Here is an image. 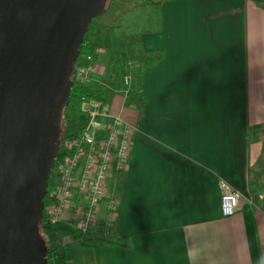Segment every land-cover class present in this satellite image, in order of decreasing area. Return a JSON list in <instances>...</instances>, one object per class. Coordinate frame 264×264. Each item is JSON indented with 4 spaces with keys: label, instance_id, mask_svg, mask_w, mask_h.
Listing matches in <instances>:
<instances>
[{
    "label": "crops",
    "instance_id": "crops-1",
    "mask_svg": "<svg viewBox=\"0 0 264 264\" xmlns=\"http://www.w3.org/2000/svg\"><path fill=\"white\" fill-rule=\"evenodd\" d=\"M161 10L162 30L137 35L146 62H129L128 86L109 79L111 53L100 36L95 43L102 51L91 83L109 88L111 111L135 136L128 168L113 169L89 233L128 237L131 245L74 241L69 261L264 264V191L254 173L264 146V6L168 0ZM130 87L143 89L144 106L128 102ZM222 182L241 194L231 216L222 212Z\"/></svg>",
    "mask_w": 264,
    "mask_h": 264
},
{
    "label": "water",
    "instance_id": "water-1",
    "mask_svg": "<svg viewBox=\"0 0 264 264\" xmlns=\"http://www.w3.org/2000/svg\"><path fill=\"white\" fill-rule=\"evenodd\" d=\"M108 0H0V264H49L40 233L62 108Z\"/></svg>",
    "mask_w": 264,
    "mask_h": 264
},
{
    "label": "built area",
    "instance_id": "built-area-1",
    "mask_svg": "<svg viewBox=\"0 0 264 264\" xmlns=\"http://www.w3.org/2000/svg\"><path fill=\"white\" fill-rule=\"evenodd\" d=\"M101 51L99 45H92L86 64L76 70L78 81L91 83L96 57ZM123 83L128 86L129 77H124ZM74 121L82 126L61 141L52 171L53 181L50 178L45 197L44 219L48 225L65 222L88 233L95 226L113 169L124 172L128 168L135 128L114 114L108 102L98 99L86 101ZM221 186L222 212L224 216H231L239 208L241 194L227 182ZM112 208L113 212L117 209L115 200ZM71 241L73 238L66 235L61 238V245Z\"/></svg>",
    "mask_w": 264,
    "mask_h": 264
},
{
    "label": "trees",
    "instance_id": "trees-1",
    "mask_svg": "<svg viewBox=\"0 0 264 264\" xmlns=\"http://www.w3.org/2000/svg\"><path fill=\"white\" fill-rule=\"evenodd\" d=\"M165 1L168 0H147L126 11H121L113 20V33L120 37L161 31L163 27L161 7ZM253 1L261 3L264 6V0ZM98 36L99 29L93 19L84 35L80 54L75 64L76 70L86 64V55L89 53L92 45L96 43ZM150 62L154 63L155 59L150 61V58H148V63ZM71 79L72 84L69 102L62 108L61 141L65 136L80 130L81 124L75 122L69 123L67 119L70 116L77 117L80 115L86 101L98 99L108 102L109 99V88L106 85L97 82L83 84L76 79L75 74L72 75ZM127 100L130 104L137 107L144 106L145 97L143 89L141 87H130L127 93ZM114 200L118 202V199ZM40 233L47 248L49 264H71L67 251L65 250L61 253L64 247L58 244L59 239L66 235H70L73 241L78 242L84 248H92L97 245L119 247H129L131 245L128 237H113L100 233L90 234L82 231L76 225L65 222L48 225L45 223L44 216L40 221Z\"/></svg>",
    "mask_w": 264,
    "mask_h": 264
},
{
    "label": "rangeland",
    "instance_id": "rangeland-1",
    "mask_svg": "<svg viewBox=\"0 0 264 264\" xmlns=\"http://www.w3.org/2000/svg\"><path fill=\"white\" fill-rule=\"evenodd\" d=\"M146 1L147 0H108L107 9L105 13L94 19L99 29L100 42L103 45V47L106 48V51L109 48V51L111 53L109 58H106L105 56L107 60H104V62L106 63L110 61V64H108L109 69L107 76L109 77V79L113 78L112 80L114 82H116L119 79L123 80L125 75H131L132 77H134L133 73L130 74L128 68L129 62H131V64L133 65H137V63L134 62L136 60L145 63L146 56L145 53L143 52L144 51L143 48L139 44V37L137 35L122 36V37H117L114 35L112 31L113 20L119 15L121 11H126L133 6L142 4ZM102 56L103 53L101 54V57ZM136 79H137V75H135V80ZM114 82L112 83L114 84ZM74 118L75 117L70 116L67 120L69 121V123H72L75 122L73 121ZM75 119H77V117ZM259 134H260L259 136L262 138V142L264 145V131H262ZM254 173H258V175H261L263 187H260L259 190L262 192L264 191V146H263V157L261 163L259 164L257 170ZM54 174L55 173L53 172V176ZM52 181H53V177H51V183ZM115 195L118 196V191L116 192ZM74 243H75L74 241L73 242L71 241L68 244H64V245L62 244L64 249L61 250V253L65 251V248L67 249V247L70 244H72L71 252L74 255V253H76V249H75L76 244ZM58 244H61V239H59Z\"/></svg>",
    "mask_w": 264,
    "mask_h": 264
}]
</instances>
